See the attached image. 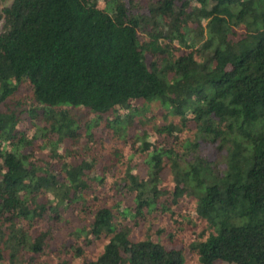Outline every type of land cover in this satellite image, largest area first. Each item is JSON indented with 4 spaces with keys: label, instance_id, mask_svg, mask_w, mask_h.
<instances>
[{
    "label": "trees",
    "instance_id": "obj_1",
    "mask_svg": "<svg viewBox=\"0 0 264 264\" xmlns=\"http://www.w3.org/2000/svg\"><path fill=\"white\" fill-rule=\"evenodd\" d=\"M3 12L0 264H264V0Z\"/></svg>",
    "mask_w": 264,
    "mask_h": 264
},
{
    "label": "rangeland",
    "instance_id": "obj_2",
    "mask_svg": "<svg viewBox=\"0 0 264 264\" xmlns=\"http://www.w3.org/2000/svg\"><path fill=\"white\" fill-rule=\"evenodd\" d=\"M12 1L13 0H0V32H1L2 28H3V23H4V20L2 18L3 15H4V12H3L4 8L9 6L12 3ZM75 152L77 154H79V152H81V149L79 148V146H77ZM168 247H171V246L169 245ZM215 264H225V263H223L221 261H218Z\"/></svg>",
    "mask_w": 264,
    "mask_h": 264
}]
</instances>
